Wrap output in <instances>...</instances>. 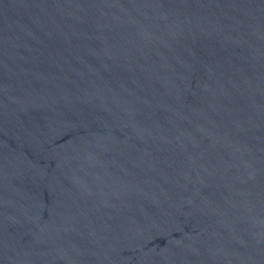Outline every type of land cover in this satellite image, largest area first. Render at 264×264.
Wrapping results in <instances>:
<instances>
[{"label":"water","instance_id":"1","mask_svg":"<svg viewBox=\"0 0 264 264\" xmlns=\"http://www.w3.org/2000/svg\"><path fill=\"white\" fill-rule=\"evenodd\" d=\"M0 264H264V0H0Z\"/></svg>","mask_w":264,"mask_h":264}]
</instances>
